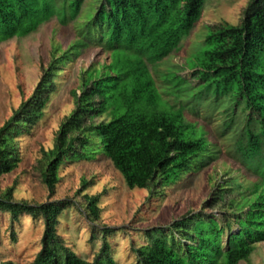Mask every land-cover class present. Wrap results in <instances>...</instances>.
<instances>
[{"label": "trees", "instance_id": "1", "mask_svg": "<svg viewBox=\"0 0 264 264\" xmlns=\"http://www.w3.org/2000/svg\"><path fill=\"white\" fill-rule=\"evenodd\" d=\"M203 2L0 0V42L25 36L52 17L62 25L75 22L86 9L85 20L74 26V39L65 49L52 48L32 95L0 126V177L16 168V141L42 118L57 73L86 46L100 47L108 61L79 70L77 87L70 91L74 108L61 120L52 146L41 151L37 168L48 195L54 193L65 161L94 159L97 152L111 162L129 189L153 194L174 185L218 151L206 138L204 124L189 116L202 115L205 123L221 109L220 135L239 127L233 149L238 173L214 187L206 203L219 208L220 230L228 234L224 252L212 255L197 246L206 234L199 227L219 224L214 223L215 214L188 211L169 225L144 231L145 242L131 247L133 264H250V255L264 241V0H249L236 24L208 27L198 43L201 50L185 61L189 77L180 74L184 64L166 67L159 74L161 84L151 71L179 48ZM201 107L205 113L199 114ZM13 191L14 185L0 188V212H8L11 227L24 214L44 227L31 264H118L108 257L106 242L92 260L67 246L57 227L72 200L31 203L14 200ZM83 197L93 223L91 237L101 230L113 232L95 224L100 193ZM175 237L183 241L184 254L176 249Z\"/></svg>", "mask_w": 264, "mask_h": 264}, {"label": "rangeland", "instance_id": "2", "mask_svg": "<svg viewBox=\"0 0 264 264\" xmlns=\"http://www.w3.org/2000/svg\"><path fill=\"white\" fill-rule=\"evenodd\" d=\"M248 1L204 0L198 19L179 48L151 67L157 83H162L159 74L172 65L184 64L180 74L189 77L191 70L186 67L185 61L201 50L202 46L198 43L210 31L208 27L223 22L236 24ZM85 10L83 8L75 22L62 25L52 17L25 36L11 37L0 42V126L21 101L32 95L41 80L43 69L51 59L52 48L58 46L65 49L74 39V26L85 20ZM60 53V50L57 51V54ZM106 61L107 52L100 47L86 46L62 66L55 77L54 91L49 95L42 118L17 139L18 164L10 173L0 177V188L14 185L13 199L31 203L53 199L72 200L73 204L59 216L57 232L72 252L83 259L92 260L100 246L106 242L109 246L107 255L111 261L133 264L136 258L131 247L145 242L144 231L169 225L173 219L180 218L188 211L191 215L200 211L215 214L214 223L219 224L201 225V232L206 234L197 246L212 255L222 254L228 234L225 229L220 230L223 221L219 208L209 207L206 203L214 187L223 179L238 173L239 164L235 162L233 149L239 127H231L220 135L218 126L222 118L221 109L214 110L205 123L200 118L202 115L189 116L191 120L204 124L206 138L218 146L214 158L187 172L178 182L163 190L149 194L147 189H129L121 174L100 152H97L94 159L65 161L52 195H48L47 188L40 182L37 160L42 155V149L52 146L61 120L74 108L70 91L77 87L79 70ZM201 113H205V108L199 109ZM85 193H100V212L95 224L98 228L110 227L113 232L103 233L101 230L96 232L94 238L91 237L93 223L86 215ZM43 228L42 221H34L30 215L25 214L11 227L8 212H0V261L31 264L41 247ZM11 232L14 233V239ZM166 235L169 234L163 237ZM176 238V249L184 254L183 241ZM238 264L248 263L240 261ZM250 264H264V241L258 243L250 255Z\"/></svg>", "mask_w": 264, "mask_h": 264}]
</instances>
